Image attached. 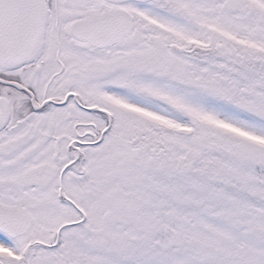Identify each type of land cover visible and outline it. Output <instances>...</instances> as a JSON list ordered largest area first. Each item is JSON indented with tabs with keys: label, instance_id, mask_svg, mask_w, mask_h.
Listing matches in <instances>:
<instances>
[{
	"label": "snow or ice",
	"instance_id": "6c2138e0",
	"mask_svg": "<svg viewBox=\"0 0 264 264\" xmlns=\"http://www.w3.org/2000/svg\"><path fill=\"white\" fill-rule=\"evenodd\" d=\"M0 264H264V0H0Z\"/></svg>",
	"mask_w": 264,
	"mask_h": 264
}]
</instances>
